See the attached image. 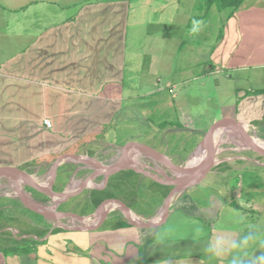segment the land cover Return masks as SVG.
Returning a JSON list of instances; mask_svg holds the SVG:
<instances>
[{"label":"crops","instance_id":"0c3cea01","mask_svg":"<svg viewBox=\"0 0 264 264\" xmlns=\"http://www.w3.org/2000/svg\"><path fill=\"white\" fill-rule=\"evenodd\" d=\"M130 2L0 0V168L19 169L42 184L60 157L86 156L99 167H109L122 148L130 145L150 147L182 165L189 162L199 142L217 122L237 121L245 130L264 129V94L254 95L255 91L243 93L234 103L222 104L219 118H191L187 93L181 102L167 105L172 109L169 118L161 114L147 118L151 109L145 100L156 93L144 86L145 75L152 72L146 67L157 61L156 49L147 61L146 47H156L159 42L156 28L175 29L178 18L175 13L163 22L159 11L148 8L153 12L143 16L148 21L140 25L150 32L133 39L128 33ZM140 8L145 10V6ZM181 17L187 27L190 14ZM244 40L247 44L242 50ZM259 40L264 41V0H244L209 52L213 65L207 75L234 72L248 61L263 60L264 44L256 45ZM166 44L179 52L178 37L169 34ZM170 83V87L165 86L169 87L166 92L174 99L184 82ZM158 86V93H162L163 86ZM131 114L137 118L133 122L131 117L133 124H138V118L145 124L143 130H138L139 139L118 142L117 136L125 135V128L118 125L126 124L125 115ZM151 119L156 122L151 123ZM45 120L50 127L44 125ZM224 134L229 137L228 132ZM223 152L220 150L218 155ZM131 155L134 168L113 174L99 189L76 190L56 212L70 211L90 219L85 223L93 226L97 223L95 209L113 199L124 203L142 223L158 219L165 199L174 189L165 183L169 182L166 177L172 178L173 174L145 155ZM216 162L200 184L171 199L158 224L134 226L125 215L111 209L92 232H54L59 228L53 229L47 220L25 209L11 197L7 181L0 179V264H53L49 247L56 250L62 264H264V202L255 197L264 186L252 183L259 175L244 172L246 165L235 167L248 164L264 168V157L246 150L243 154H224ZM96 168L89 162L60 165L51 194L58 196L72 181L101 186L104 178ZM143 169L155 179L142 175L139 170ZM244 173L248 180H239V187L228 185L229 175L245 179ZM142 180H147L146 191L151 196L148 201L152 196L154 199L151 204L142 205L137 199L116 194ZM105 188L110 194L108 199H103ZM25 191L30 199L48 202L51 207L44 194L28 188ZM233 210L236 216L230 217ZM67 222L73 225L72 220ZM12 238L38 243L35 249L13 253L12 242L4 241ZM67 243L81 246L85 255L76 249L65 251Z\"/></svg>","mask_w":264,"mask_h":264},{"label":"rangeland","instance_id":"374dc122","mask_svg":"<svg viewBox=\"0 0 264 264\" xmlns=\"http://www.w3.org/2000/svg\"><path fill=\"white\" fill-rule=\"evenodd\" d=\"M141 6H145V10H141ZM130 8V14L128 18V33L129 37L133 39H136L139 35L143 36L145 32H150L147 27H141L142 25H140L143 21H148V19L143 16H147L153 12L152 10H148V8H153L154 10L159 11V15H162L161 20L163 22H168L170 18L174 17L175 13L176 18H178L177 28L175 29L169 30L168 28L166 30L165 28H156V33L159 36V42L156 43V47H154V45H150L151 47H148L147 45L146 47V52H148V55L145 58L147 61L151 55L155 54V49L157 61L154 66L150 65L146 67V69L152 70V72L145 75L146 84H144V86L146 89L153 88L154 92L156 93L154 97L145 100V103L151 109V112L146 115L147 118H152V116L156 117L159 114H161L160 117L162 116L169 118V114H172V109L167 105H169V103L173 104V101L181 102L184 99V93H187L190 96V100L186 103V106L190 109L189 115L191 114V118H196L198 115H202L203 119L205 118V120H209L213 117L219 118V107L222 104L227 105L229 103H234L235 101L239 100V97L243 95V93L250 94L252 91L254 92L257 90H264V59L248 61V65L240 67L234 72L223 71V73L220 74L207 75V72L210 70V66L213 65L209 62V52L216 47L217 41L224 32L226 22L230 17L229 10L218 11L215 7L206 9L202 0H131ZM185 13L190 14V17H187V20L189 21L187 27L183 26L184 17H181ZM166 17L170 18L167 19ZM155 20H157V17ZM193 21L202 22L199 25V31L196 34H193L191 31L194 26ZM169 34L171 37H178L180 43L179 52L175 51L173 45L170 44L167 46L166 40ZM145 38L148 40L147 36H145ZM241 44V49L243 50L247 44L246 40H244V42ZM257 44H264V41L259 40L256 45ZM157 72L158 75L155 77ZM226 72L227 74L225 76ZM170 80H173L174 82H184V85L178 88V94H176L174 99H172L166 92L170 87ZM158 85L163 86L162 93H158ZM166 85L169 87H165ZM180 107L183 106L181 105ZM157 108L158 112L155 113ZM125 117H128L126 119V124L121 125V122L118 125L119 128L122 126L125 128V135L120 133V135L117 136L119 138L118 142L139 139L138 130L139 128L143 130V126L145 125L144 122L138 118V124H133L131 122V117H133L132 114L125 115ZM132 120L133 122H137L136 117H133ZM151 120V123L156 122L153 119ZM117 121L114 123L116 124ZM114 128H116L115 125ZM248 130L247 131L250 133V136H256L264 140V129L252 127ZM117 131L120 132L121 129H118ZM217 139L218 141L222 140L223 142L217 146L213 145V150L215 153L213 163L215 164L217 163L216 161L218 158L224 154H243L246 151L240 146L235 145V143H238V140H232L231 138L229 139V137H227L224 132H220L218 135H216V140ZM131 142L133 141H130V143ZM220 150H223L224 152L218 155ZM232 150H238L239 152ZM182 164L184 165L185 163ZM245 165L247 167H244ZM235 167L240 169L244 167V172L247 171L254 175L258 174L259 177L254 180V182L252 179V183L256 182V184L264 186V168H259L248 164H244L243 166L240 164H235ZM143 171L146 173V169H143ZM215 173L218 172L216 171ZM238 174H242V172H239ZM238 174L236 175L237 177L233 174L229 175L230 178L228 179V185L232 186L233 184H236L237 187H239V183L237 184L239 180H248L246 179V173H244L245 179L242 177L239 178ZM172 178L166 177V180L170 182L173 181ZM210 180L211 179L207 180L206 183L210 182ZM216 180H218V177ZM146 181L147 180H142L141 182L137 181L134 184L131 183L127 186V190H119L116 192V194L122 198H129L130 200L137 199V201L142 205L145 204V202L151 204V201L153 202L154 199L152 196V200L148 201L151 196L146 191ZM255 197L257 198L258 202H264V191H262V193H257V196ZM90 199L92 198L88 199V203L90 202ZM113 210L109 209L108 211L110 212ZM231 213L232 214L230 217L236 216V211L233 210ZM134 217L141 219L138 215H134ZM254 218L257 217L254 216ZM67 220L65 224L67 226H72L67 222ZM89 220L90 219L87 221ZM73 225L79 226L78 223ZM83 244H85L84 241ZM75 249L80 252L82 256L85 255L83 251L84 248L81 246L74 247L72 244L67 243L64 248L65 251H71ZM48 250L50 253H52L51 261L53 264H59V262L62 264V261L57 259L56 250L50 247Z\"/></svg>","mask_w":264,"mask_h":264},{"label":"water","instance_id":"95a60500","mask_svg":"<svg viewBox=\"0 0 264 264\" xmlns=\"http://www.w3.org/2000/svg\"><path fill=\"white\" fill-rule=\"evenodd\" d=\"M220 132H228L229 137L232 140H238V143L235 145L240 146L244 150H249L257 155L264 157V140L259 137H252L250 134L240 125L237 121H220L214 124L204 135L202 140L197 145L196 149L189 159V163L184 165H177L171 162L165 155L155 151L154 149L143 146V145H130L123 147L121 153L117 160L111 164L109 167H99L92 159L86 156L72 155L64 156L58 158L53 164L50 171L49 178L46 182L38 184L31 177H29L24 171H21L16 168L2 167L0 168V179H5L7 181V188L11 190L13 194L11 197L17 198L20 203L25 207V209L36 213L41 216L43 219L47 220L52 224V228H59L70 232H92L101 226L105 217L106 210L115 209L123 213L128 219H130L132 225L142 226V227H152L160 222L164 217L168 205L171 199L178 193L184 191L187 188L196 186L201 183V181L208 174L209 170L214 166V146L213 139ZM263 145H260L259 143ZM134 152L145 155L147 158L154 160L155 162L161 164L173 175V181L165 182L169 185H172L174 189L169 193L168 197L165 199L163 206L160 209L159 218L153 221L152 223H142L139 219L133 216L131 210L122 202L118 200H106L101 203L94 212V218L97 219V223L93 226H88L86 218L74 214L72 212H56L58 206L66 201L76 190L79 189H99L106 185L108 179L113 174L125 170L126 168H134V162L131 160V154ZM82 162L91 163L95 168H98L97 171L103 176V183L101 186H92L85 181L77 182L72 181L58 196H54L50 192V187L54 183L57 167L63 165L64 163H77ZM100 168V169H99ZM142 175L144 171L139 170ZM146 174V173H145ZM147 177H155L147 175ZM182 177H188L189 179L184 181ZM164 183V182H162ZM25 188L32 189L33 191L40 192L46 196L48 201L51 203L48 205V202L41 203L30 199L27 196ZM4 196H8L5 194ZM47 203V204H46ZM67 219L72 220L73 224L78 223L79 226H67L62 220Z\"/></svg>","mask_w":264,"mask_h":264},{"label":"trees","instance_id":"16d2710c","mask_svg":"<svg viewBox=\"0 0 264 264\" xmlns=\"http://www.w3.org/2000/svg\"><path fill=\"white\" fill-rule=\"evenodd\" d=\"M206 9H211L215 7L218 11H226L229 10V16H231L243 3L244 0H202ZM258 94H264V91H255L254 95ZM264 124V118L262 120V125ZM109 187V186H108ZM101 193V192H98ZM102 193L104 194L103 199H108L110 197V194L108 192V189L105 188ZM62 231L61 229H56L54 232ZM5 242H12L10 244L11 248H13V253H25L29 251V249L32 247V249H35L38 241L31 240L33 242H28V240H15V239H8L4 240ZM30 243V244H28Z\"/></svg>","mask_w":264,"mask_h":264},{"label":"clouds","instance_id":"9594fccd","mask_svg":"<svg viewBox=\"0 0 264 264\" xmlns=\"http://www.w3.org/2000/svg\"><path fill=\"white\" fill-rule=\"evenodd\" d=\"M202 22L200 21H193V28L191 29L192 33L193 34H196L198 31H199V25L201 24Z\"/></svg>","mask_w":264,"mask_h":264},{"label":"bare ground","instance_id":"6f19581e","mask_svg":"<svg viewBox=\"0 0 264 264\" xmlns=\"http://www.w3.org/2000/svg\"><path fill=\"white\" fill-rule=\"evenodd\" d=\"M222 140L221 141H218V139L216 140V137L213 139V145L214 146H217V145H219V144H222ZM257 143H259V142H257ZM260 145H263L262 143H259Z\"/></svg>","mask_w":264,"mask_h":264},{"label":"built area","instance_id":"2783aa9c","mask_svg":"<svg viewBox=\"0 0 264 264\" xmlns=\"http://www.w3.org/2000/svg\"><path fill=\"white\" fill-rule=\"evenodd\" d=\"M44 125L47 126V127H50V122L48 120H45L44 121Z\"/></svg>","mask_w":264,"mask_h":264}]
</instances>
